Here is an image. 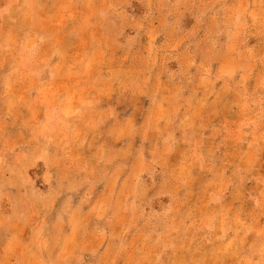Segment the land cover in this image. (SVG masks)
Here are the masks:
<instances>
[{
	"label": "rangeland",
	"instance_id": "obj_1",
	"mask_svg": "<svg viewBox=\"0 0 264 264\" xmlns=\"http://www.w3.org/2000/svg\"><path fill=\"white\" fill-rule=\"evenodd\" d=\"M0 264H264V0H0Z\"/></svg>",
	"mask_w": 264,
	"mask_h": 264
},
{
	"label": "crops",
	"instance_id": "obj_2",
	"mask_svg": "<svg viewBox=\"0 0 264 264\" xmlns=\"http://www.w3.org/2000/svg\"><path fill=\"white\" fill-rule=\"evenodd\" d=\"M242 223H244V225L246 224V222L245 221H242ZM230 228V227H229Z\"/></svg>",
	"mask_w": 264,
	"mask_h": 264
}]
</instances>
